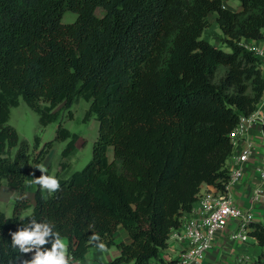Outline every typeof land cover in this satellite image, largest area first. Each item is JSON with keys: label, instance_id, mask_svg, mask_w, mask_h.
<instances>
[{"label": "trees", "instance_id": "16d2710c", "mask_svg": "<svg viewBox=\"0 0 264 264\" xmlns=\"http://www.w3.org/2000/svg\"><path fill=\"white\" fill-rule=\"evenodd\" d=\"M225 1L0 0V186L6 178L16 192L11 216L0 206V264L19 255L9 232L32 216L69 239L68 259H83L97 233L120 249L103 264H176L161 254L172 230L204 184L225 192L232 133L264 98L262 57L245 42L264 38V0H239L236 9ZM66 11L76 19L65 22ZM215 12L226 48L203 36ZM21 97L41 126L59 118L58 105L80 98L99 122L91 160L57 173L54 194L36 184L25 217L28 175H40L56 140L70 139L69 156L79 136L60 123L34 154L9 123ZM35 141L37 150L39 135ZM119 225L130 241H116ZM250 235L264 248L262 221H252ZM246 264H264V250Z\"/></svg>", "mask_w": 264, "mask_h": 264}, {"label": "rangeland", "instance_id": "374dc122", "mask_svg": "<svg viewBox=\"0 0 264 264\" xmlns=\"http://www.w3.org/2000/svg\"><path fill=\"white\" fill-rule=\"evenodd\" d=\"M225 4L229 8L236 9L239 6L240 1L226 0ZM97 13L102 15L104 10L102 8H98ZM76 16L75 12L66 11L64 13V21H74ZM209 19L211 23L204 31V38H207L212 44L226 48L225 44L222 42L223 32L217 21V13H210ZM250 43L251 42H248L246 46L255 45L260 49H264V38L259 41L254 40L251 44ZM262 60L264 72V56L262 57ZM262 101L263 102L259 105L258 109L264 110L263 107L260 108L261 105H264V98ZM89 106L90 102L84 98H80L74 102L70 108L66 107L64 103H62L55 108L60 111L59 118L47 126H41L39 122V114L28 105L23 97H21L20 103L11 108L9 123L18 130L22 139H27L29 141L31 150L34 154L40 152L44 148L46 142L55 139L60 123H63V125L68 127L72 132L77 133L79 138L76 142V149L70 153L69 156H64L63 153L70 139L56 140L40 163V165H43L46 170L50 172L51 176H56L57 173L71 174L76 170L82 169L93 156V146L98 135L99 122L95 116L90 118L86 117ZM259 114L260 118H257L254 122L260 121L263 123L261 118L264 116V113L260 112ZM36 135L40 136V143L37 150H35ZM248 138L254 140L250 135H248ZM14 150H16V148ZM109 154L111 158H113L112 149H110ZM64 162H67L68 164L64 165ZM33 171L35 170H32L30 173ZM36 188L37 186L34 183V177L29 174L27 178V192L31 196H34ZM15 202L16 192L9 187L8 181L5 178L0 186V206L7 215L11 216L14 213ZM32 209L33 208L31 207L28 211H22L21 215L23 217L29 215ZM262 222L264 223V218L262 219Z\"/></svg>", "mask_w": 264, "mask_h": 264}, {"label": "crops", "instance_id": "0c3cea01", "mask_svg": "<svg viewBox=\"0 0 264 264\" xmlns=\"http://www.w3.org/2000/svg\"><path fill=\"white\" fill-rule=\"evenodd\" d=\"M254 40L245 41L253 42ZM256 41V40H255ZM264 108L261 105L260 108ZM259 112L264 113V110L258 109ZM263 123L256 121L249 129L248 135H250L257 145V152L247 162L243 164L244 176L241 180L231 185L229 193L235 204L242 208H252L255 213V220L262 221L264 218V201L254 203L252 200V191L254 187L261 184L259 177L256 174V166L264 159V129ZM235 142L234 152L227 161V167H232L237 163L236 156L242 149L244 142L243 137L232 133ZM28 178V177H27ZM37 186V185H36ZM264 186V183H263ZM209 189H214V185L204 184L201 192ZM36 191V190H35ZM29 193L27 192V195ZM46 196L49 195L45 191ZM201 194V193H200ZM28 197L31 200L32 208L35 203V192L34 196L30 194ZM198 206V201L194 205V208ZM30 207V208H31ZM29 208L24 209L28 211ZM33 210V209H32ZM32 212V211H31ZM195 215V211L189 212L185 215L184 219ZM23 217V216H22ZM237 221L232 220L229 224L220 231L217 235L212 249L207 253L206 257L199 264H246L251 260H254L264 250L260 246L256 239L250 235L249 239L244 241L239 237H233L234 232L237 229ZM177 229H173L168 241V246L162 251V256L167 260H176L181 256V252L186 246L187 242L180 240L176 237ZM116 241H130V234L123 225H119L115 232ZM66 247L68 246L69 239L62 237ZM120 254V249L117 246L106 247V250L101 251L96 244H94L81 260H75L70 257V264H103Z\"/></svg>", "mask_w": 264, "mask_h": 264}, {"label": "built area", "instance_id": "2783aa9c", "mask_svg": "<svg viewBox=\"0 0 264 264\" xmlns=\"http://www.w3.org/2000/svg\"><path fill=\"white\" fill-rule=\"evenodd\" d=\"M247 47L253 49L260 57L264 56V49L255 45H247ZM259 113L257 109L251 115L243 117L234 131L236 135L243 137L244 145L236 156L237 163L229 167L230 179L226 183L225 192L215 186L214 189L201 192L198 206L192 210L195 211V215L185 218L183 224L177 228L176 237L186 241L187 244L176 264H199L212 249L217 235L232 220L237 221L238 224L233 237H239L244 241L249 239L255 213L252 208L246 209L235 204L229 190L232 184L242 179L243 164L256 152L255 142L248 138V131L252 123L260 118ZM261 121L264 122V116ZM255 171L261 184L253 189L252 200L258 203L264 201V159L256 166Z\"/></svg>", "mask_w": 264, "mask_h": 264}, {"label": "clouds", "instance_id": "9594fccd", "mask_svg": "<svg viewBox=\"0 0 264 264\" xmlns=\"http://www.w3.org/2000/svg\"><path fill=\"white\" fill-rule=\"evenodd\" d=\"M40 175L35 171L30 173L34 177V183L39 185L42 191L54 194L61 189L60 181L46 174V168L38 165ZM54 225L47 219H37L32 216L27 221H21L17 230L9 232L10 246L18 250L19 255L9 259L7 264H70L67 257V247L59 232L54 231ZM91 227V226H90ZM90 241L101 250H106L99 234L93 233ZM50 245V247H45Z\"/></svg>", "mask_w": 264, "mask_h": 264}]
</instances>
